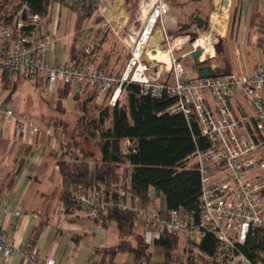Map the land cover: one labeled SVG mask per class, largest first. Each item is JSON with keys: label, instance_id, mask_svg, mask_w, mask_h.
<instances>
[{"label": "built area", "instance_id": "built-area-1", "mask_svg": "<svg viewBox=\"0 0 264 264\" xmlns=\"http://www.w3.org/2000/svg\"><path fill=\"white\" fill-rule=\"evenodd\" d=\"M130 20L127 63L119 74H110L90 61L95 58L92 41L84 49L87 60L57 64L43 60L54 48L53 34L47 19L23 4L10 23L0 25V71L11 81L43 79L50 95L63 87L87 91L95 104L108 108L124 103L125 88L131 83L139 85L140 95L171 100L164 113H180L187 122L196 119L207 141L205 149L190 157L200 176L198 210H149L143 204L137 208L123 197L115 200L102 190L78 187L75 198L81 211L95 219L114 208L134 209L140 213L142 226L155 230L156 239L162 233L176 235L198 253L203 237L213 236L217 245L210 257L212 264H264L252 262L241 250L249 235L264 230V65L249 73L199 78L196 70L188 72L175 57L188 36H169L176 22L166 0H138ZM200 39L190 41L188 54L200 51L196 60L203 62L213 58L214 54L205 52L210 48L214 53V44L202 40V46ZM236 96L250 105V116L234 115L230 103ZM0 123L12 124L19 135L39 131L34 121L15 116L5 98H0ZM129 146L125 139L122 150L126 152ZM0 212H8L3 203ZM60 214L66 215L63 208ZM16 253L23 264H56L52 257L17 246L0 226V257L7 261Z\"/></svg>", "mask_w": 264, "mask_h": 264}, {"label": "trees", "instance_id": "trees-1", "mask_svg": "<svg viewBox=\"0 0 264 264\" xmlns=\"http://www.w3.org/2000/svg\"><path fill=\"white\" fill-rule=\"evenodd\" d=\"M166 1L169 3V0ZM137 2L138 0L135 1V9H137ZM56 3L76 8L75 38L79 39L85 21L94 11L91 1L86 3L85 0H0V25L10 23L23 4H27L33 13L45 18L48 17L51 6ZM206 6H211V3L209 2ZM81 10H85V14H82ZM256 20V18L253 20L254 27L259 23L256 24ZM191 24L181 23L172 34L189 32L192 37H195L196 33L192 30L199 28L198 19L194 17ZM190 25L191 30H189ZM263 33L257 29V34H261L258 46L264 53ZM106 37L107 33H103L102 40ZM221 43L222 38H220V46ZM84 49L81 48L78 51L72 48V60H87ZM216 49L219 52L220 47L216 46ZM76 54L79 55L78 60ZM90 61L95 63L96 60ZM211 63L209 59L203 62L194 60V69L211 66ZM226 65L227 69H230L229 64ZM98 66L103 68L102 64ZM218 70L220 69H212V76L228 73L218 74ZM3 74V88L7 89V81L11 80L6 72ZM68 89L70 88H59L56 93L62 91L64 97L67 96L65 94ZM139 93L138 84L127 85L122 105L114 108L102 106L99 108L97 118L89 120L86 117V121L81 123V133L87 137H89V130H101L99 135L101 141L96 143L99 157L94 160V165L89 162L92 156L84 151L82 142L77 138L63 145V153L60 150L53 151L61 176L59 201L66 215L81 211L75 198L78 187L102 190L115 200L123 197L125 201V196L130 195L132 199L143 205L149 204L148 190L153 188L156 195L163 196L167 210L181 209L185 213L198 210L201 192L200 176L190 157L196 150L205 149L207 141L201 135L197 120L187 122L180 113L166 114L164 111L172 104L171 100H155ZM108 119L111 126L103 132L101 128ZM52 136L54 137V131ZM54 138L57 141V138ZM125 139L130 141L126 152L122 150ZM120 163L126 165L129 175L122 172ZM93 220L99 221L104 227L106 221L114 222L119 235L117 245L105 251L107 256H104L103 264H114L115 256L125 252L133 254L134 264H147L149 255L146 250L149 245L145 237L143 236L144 241H137L135 245H132L130 240L123 239L132 234L138 223L141 224L138 211L134 209L122 211L114 208ZM178 239L176 235L162 233L153 241V246L163 250L166 259L168 252L177 248ZM216 245L217 240L213 236L203 237L196 256L198 260L194 261L189 257V264H200L204 263L203 261L212 264L210 257ZM26 246L29 251L33 250L32 244ZM241 250L252 262L264 263V230L258 229L253 235H249ZM188 252L192 254V249L189 248ZM142 258H145V263L141 262ZM107 259H109L108 262Z\"/></svg>", "mask_w": 264, "mask_h": 264}, {"label": "crops", "instance_id": "crops-1", "mask_svg": "<svg viewBox=\"0 0 264 264\" xmlns=\"http://www.w3.org/2000/svg\"><path fill=\"white\" fill-rule=\"evenodd\" d=\"M224 1L228 2L227 6L223 5ZM209 2L211 0L204 3V8L207 7L206 5ZM218 2V6L223 5L219 10L220 15L215 21L220 35H226L228 27H230L231 7H234L233 13H236V18L238 17L235 27L236 34L246 31L257 33L258 26L254 27V18L257 19L256 24L259 20L260 23L258 24L261 25V28L264 27V0H219ZM55 6L56 4L52 9L53 12L50 10L48 17H45L49 29L53 32L54 48L43 57V60L52 64L63 63L59 58L64 53L70 61H74L72 60L71 49L76 48L78 51L81 49V47H78L79 45L73 43V40H78L75 38L76 15L72 12L69 13L68 10L61 11L60 8ZM53 14L55 15L54 20ZM82 31L81 37L86 35V38L90 35L85 33L87 32L85 27ZM114 33L117 40L126 46L122 40L126 36L123 38L124 34L121 30L118 29ZM233 37L236 39L235 35ZM234 39L230 42H233L236 46L235 49L239 48L241 52H235V59L232 62L231 59L229 60L226 49H224L225 54L221 55V59L229 60L231 70H236L235 73H249L256 68L255 66L264 64V53L258 46L257 38L254 41L249 38L246 40ZM223 40L225 39L222 38V43ZM77 57L78 60L79 55ZM128 57L129 54L127 59ZM101 58L99 62L96 61V65L102 64L103 68L110 74H119L127 63L126 59L123 68L121 70L117 69L110 51H106ZM211 67L217 69L218 64L211 63ZM3 75V72L0 71V89L6 90L2 87ZM23 80L25 79L10 81L13 84L11 85L12 90L9 94L0 96V98L6 99L7 105L17 116H22L24 112L21 111L23 110L17 107L13 109L11 106L13 104V94L16 88L20 86V81ZM28 81L33 82L37 88L39 86L45 88L43 79ZM230 104L237 118L252 114L250 105L241 96H236ZM24 120L29 119L25 118ZM50 129L52 128H49V131ZM54 142H56L55 139ZM50 145L47 138L35 137L29 130L25 134L19 135L12 124L2 125L0 123V203L5 204L8 208L7 213L0 212V226L5 230L7 236L16 242L17 246L32 244L33 249L38 252L39 256L52 257L55 259L56 264H102L104 256H107L105 251L116 246L119 241L116 224L106 221L104 227L99 221L88 218L82 211L72 215L60 214L62 209L59 201L61 176L53 151L50 154L48 150ZM54 146L51 145V148L54 149ZM148 194L150 202L145 205L147 208L150 204L154 209L166 208L162 195H156L153 188L148 190ZM125 200L126 203L131 205L129 198L127 200L126 197ZM131 200L135 205H142L132 198ZM17 211L21 213L19 217L14 215ZM111 225L114 226L116 237L113 246H109L107 241V233ZM98 232L99 239H96L95 235ZM145 238L149 242L146 235ZM117 255L113 259L114 264H134V257L132 259H122L121 262H118ZM106 261L108 262L109 259ZM0 264H23V259L16 253L7 261L0 257Z\"/></svg>", "mask_w": 264, "mask_h": 264}, {"label": "rangeland", "instance_id": "rangeland-1", "mask_svg": "<svg viewBox=\"0 0 264 264\" xmlns=\"http://www.w3.org/2000/svg\"><path fill=\"white\" fill-rule=\"evenodd\" d=\"M86 3L91 1L93 3L92 6L94 11L92 16L87 19L84 23L85 32L88 35L86 38L84 35L81 37V39L73 40V43L79 45L78 47H81L84 49L88 41H92L95 44V58L93 60H96L99 62L104 55L106 51L112 52L114 63L117 67V69L121 70L126 62L127 56L130 53V49L126 46H124L121 42H119L116 38L115 31L118 29L121 30L122 34H124L123 38L127 37V32L129 30V26L131 24L130 17L136 12L135 7V1L136 0H85ZM207 0H201V1H193V0H169V7H170V17L176 22V26L169 30V36L172 38H175L177 36H188L186 38L187 42L183 46L182 50L177 51L175 57L179 59V61L183 64V66L186 68L188 72L195 70L194 69V58L192 55H189L188 53L191 50V42L196 37L198 39V36L202 37V40H204L206 43L208 41L210 43L214 44V55L213 58H207L212 63H217L218 68V74L222 73H235L236 70L227 69V65L229 64V60L231 59V62L233 59H235V54L240 53L241 51L239 48L235 49V45L233 42H230V40L234 39V35L239 40H246L249 38L250 40L254 41L255 38L258 39L261 38V34H257L253 31H246L236 34L235 33V27L236 23L238 22V17L236 18L235 14L233 13V8H230V27H228V32L226 35L222 36L218 32H216L213 27L211 26V19L213 16V12L219 11L223 5H219L215 7L214 0H211V6L204 8V3ZM55 5V4H54ZM51 6L50 10L53 12V7ZM57 8H60L62 10H68V12H72L74 15L77 14L76 8H71L70 6L63 5L60 3H56ZM204 8V9H203ZM242 8V7H241ZM203 10V11H202ZM85 10H81L82 14ZM55 15L53 14V20ZM197 18L198 20H202V25L199 28H193L192 31L196 33L195 37H192L191 33L189 32H181L172 34L176 29L179 28V25L181 23H192L193 18ZM70 20V19H69ZM260 23V21L258 20ZM122 23V24H121ZM186 25V24H184ZM192 25V24H191ZM191 25L190 29L191 30ZM196 27L195 25H193ZM186 27V26H185ZM188 29V28H187ZM51 31V30H50ZM258 31L264 32V27L261 28V25L258 24ZM91 32V33H90ZM53 34V32L51 31ZM107 33L108 37L105 41L102 40V34ZM235 33V34H234ZM264 34V33H263ZM121 37V33L119 34ZM257 35V36H256ZM233 37V38H232ZM73 39L74 36H72ZM84 38V39H83ZM209 38V39H208ZM220 38H223V43L220 46ZM231 38V39H230ZM124 44L126 43V38L122 39ZM256 40V39H255ZM131 40L128 42L130 43ZM259 43V42H258ZM216 46L220 47L219 52L216 51ZM224 49L227 50V55L229 57L228 59H221L224 55ZM236 52V53H235ZM60 61L66 62L70 61L68 57L63 53L61 58H59ZM199 60V59H198ZM95 63L93 64H96ZM202 61H205V59H202ZM200 62V60H199ZM264 65V64H263ZM230 66V65H229ZM257 67V66H255ZM254 67V68H255ZM253 68V69H254ZM18 84V83H16ZM15 84V85H16ZM11 85H13L10 81H7V89L2 90L0 89V96H5L10 93L12 90ZM20 86L16 88V91L13 94V104L12 108L15 109L16 107L19 109H22L24 112L22 116H18L20 118H26L29 119V121L36 122V125L39 129L38 133L35 134V137H41V138H47V141L49 142V145H55L54 149L48 148L50 151H56L60 150L62 153L64 152L63 145L65 143L71 142L74 138H77L78 141L82 142L84 151L92 156V159L89 160L91 165H94V160L99 157L98 148L96 146V143H98L100 140L99 135L101 133V130H89L88 136L81 133V123L83 121H86V117L89 120H92V118H97L99 115V108L103 105H97L93 102L91 98V94L87 91H77L76 89H68L65 95L62 96V91H60L58 94L54 93L52 95L48 94L44 87L39 86L38 88L34 85L33 82H30L28 80L20 81ZM2 87L4 85L2 84ZM15 116H17L15 114ZM110 120H106L103 124V127L101 128L103 132H105L107 129L110 128ZM44 128V129H43ZM49 128L50 129L49 131ZM48 129V130H47ZM58 130V131H57ZM54 131V137L57 138V141L54 142L53 135ZM59 132V133H58ZM54 139H53V138ZM52 142V143H50ZM123 147V145H122ZM52 156V155H51ZM120 167L122 169V172L129 175V169L126 167L124 163H120ZM127 200L129 198V203L131 202L132 207H139V205H135L132 200L131 196L127 195ZM136 201V200H135ZM126 202V200H125ZM128 204V203H127ZM129 205V204H128ZM142 206V205H141ZM142 207H146L143 205ZM147 208V207H146ZM149 210H156L150 204L148 206ZM114 226L111 225L109 227L107 236H108V242L109 246H113L115 237L114 232ZM155 230L153 229H144L140 223L134 228L132 234L130 236L123 237L125 241L130 240L132 245L136 244L137 241L143 240V236L147 237L149 240L148 248L146 250V253L149 255V260L146 262L147 264H189V257L192 258V260L197 261V251L196 249L189 243L185 242L182 239H178L177 248L173 251L168 252V255L165 259L164 251L158 248H155L153 246V241L156 239L153 237L152 233H154ZM145 232V234H144ZM96 239H99V232L96 233ZM101 236V235H100ZM146 239V238H145ZM111 242V243H110ZM111 244V245H110ZM108 246V245H107ZM192 249V254L188 252V250ZM102 252V251H101ZM117 261L121 262L122 259H132L133 254H126L120 253L117 255ZM101 262V261H100ZM142 263H145V258L141 259ZM204 263L200 264H208L205 261ZM102 263V262H101ZM103 264V263H102Z\"/></svg>", "mask_w": 264, "mask_h": 264}, {"label": "water", "instance_id": "water-1", "mask_svg": "<svg viewBox=\"0 0 264 264\" xmlns=\"http://www.w3.org/2000/svg\"><path fill=\"white\" fill-rule=\"evenodd\" d=\"M193 1H201V0H193ZM223 5L224 6H227L228 5V2L227 1H224L223 2ZM202 25V20H198V26L201 27ZM201 56V53L200 51H196V52H193L192 53V57L194 58V60H196L197 58H199ZM212 67L211 66H207V67H201L199 69L196 70V75L199 77V78H205V77H210L212 76Z\"/></svg>", "mask_w": 264, "mask_h": 264}, {"label": "bare ground", "instance_id": "bare-ground-1", "mask_svg": "<svg viewBox=\"0 0 264 264\" xmlns=\"http://www.w3.org/2000/svg\"><path fill=\"white\" fill-rule=\"evenodd\" d=\"M218 1H219V0H214V5H215V7L218 6V4H219ZM219 13H220V11H216V10H215V11L213 12V16H212V19H211V21H212L211 26L213 27V29H214L216 32H218V31H217V28H216V23H215V21H216L217 17L220 15ZM214 23H215V24H214ZM126 40H127V42H129V41H130V37L127 36V37H126ZM198 43H199L200 45L204 46V43H203V41H202L201 39L198 40ZM205 53H211V54H213V51H212V49L206 48V52H205ZM164 57H165V56H164Z\"/></svg>", "mask_w": 264, "mask_h": 264}]
</instances>
